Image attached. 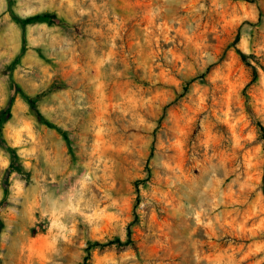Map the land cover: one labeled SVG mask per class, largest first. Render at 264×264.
<instances>
[{
	"label": "rangeland",
	"instance_id": "374dc122",
	"mask_svg": "<svg viewBox=\"0 0 264 264\" xmlns=\"http://www.w3.org/2000/svg\"><path fill=\"white\" fill-rule=\"evenodd\" d=\"M0 264H264V0H0Z\"/></svg>",
	"mask_w": 264,
	"mask_h": 264
},
{
	"label": "trees",
	"instance_id": "16d2710c",
	"mask_svg": "<svg viewBox=\"0 0 264 264\" xmlns=\"http://www.w3.org/2000/svg\"><path fill=\"white\" fill-rule=\"evenodd\" d=\"M240 1H244V2H251V0H240ZM41 17H44L46 18V20L48 21V23L50 22V20H52L54 17V15H50V14H45L43 16H35V17H32V18H27V19H24L22 21H19V19H17V23L20 24L21 28L23 29V35H24V28L26 26L27 23H30L32 22L33 20L35 19H38V18H41ZM239 38H238V35H236L235 37V43L238 42ZM236 54L239 56V58L241 59V61L251 69V80L249 82V84L251 83H254L257 79V72L255 70V68L247 61L248 59V56L245 55L244 53H242L241 51H239L238 49L235 50ZM212 68V66H209L207 67V69L205 70V73L202 75V77L206 74H208L210 72V69ZM188 91V84H186L183 88H182V92L178 95L177 98H181L183 97V95ZM247 107V113L249 114V116L255 121L257 127L259 128V130L262 132L263 128L261 127V125L256 121L252 111L250 110V108L248 107V105H246ZM36 114L37 111H35ZM39 116V114H38ZM136 204H137V200H136V203L134 205V209H136ZM134 219L131 223H129V225L127 226V233H126V240L125 241H121L120 239H115L113 241H108L106 243H100V242H89V245L86 249V253H87V258L90 256V252L94 249H103L107 246H112V245H115L117 247H131L133 250L136 251V247L134 245V242L133 240L131 239V227L133 225L136 224L137 222V216L135 214V211H134Z\"/></svg>",
	"mask_w": 264,
	"mask_h": 264
}]
</instances>
